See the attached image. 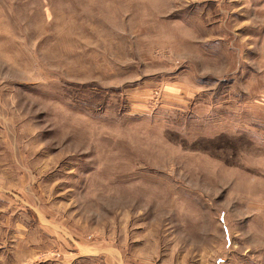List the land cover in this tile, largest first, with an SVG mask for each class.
I'll list each match as a JSON object with an SVG mask.
<instances>
[{
	"label": "rangeland",
	"instance_id": "1",
	"mask_svg": "<svg viewBox=\"0 0 264 264\" xmlns=\"http://www.w3.org/2000/svg\"><path fill=\"white\" fill-rule=\"evenodd\" d=\"M0 264H264V0H0Z\"/></svg>",
	"mask_w": 264,
	"mask_h": 264
}]
</instances>
